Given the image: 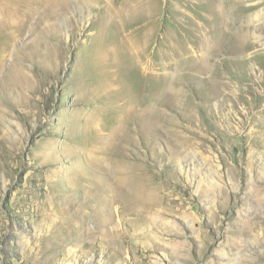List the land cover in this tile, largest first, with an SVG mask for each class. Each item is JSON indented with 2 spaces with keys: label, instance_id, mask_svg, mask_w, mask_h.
<instances>
[{
  "label": "rangeland",
  "instance_id": "rangeland-1",
  "mask_svg": "<svg viewBox=\"0 0 264 264\" xmlns=\"http://www.w3.org/2000/svg\"><path fill=\"white\" fill-rule=\"evenodd\" d=\"M249 222L264 0H0V264H264Z\"/></svg>",
  "mask_w": 264,
  "mask_h": 264
},
{
  "label": "bare ground",
  "instance_id": "bare-ground-1",
  "mask_svg": "<svg viewBox=\"0 0 264 264\" xmlns=\"http://www.w3.org/2000/svg\"><path fill=\"white\" fill-rule=\"evenodd\" d=\"M213 8V7H212ZM225 8V7H224ZM227 8V7H226ZM215 11V10H214ZM213 11V12H214ZM228 11V10H227ZM218 13V12H217ZM231 29V28H230ZM245 29V28H244ZM233 31V30H232ZM243 32H245V31H243ZM241 33V32H240ZM239 33V34H240ZM233 34H235V33H233ZM238 34V33H237ZM236 34V35H237ZM231 35V34H230ZM242 35V34H241ZM230 38L232 37V38H234L232 35L231 36H229ZM236 38V37H235ZM202 39V38H201ZM200 39V40H201ZM204 39V38H203ZM220 40V39H219ZM218 40V41H219ZM225 40H226V38H225ZM241 40V37H240V39H239V41ZM202 41V40H201ZM216 41V40H215ZM235 41V40H234ZM202 42H204V41H202ZM217 42V41H216ZM244 42V41H243ZM212 43V42H211ZM211 43H209V44H211ZM215 43V42H214ZM229 43V42H228ZM233 43V42H232ZM237 43V42H236ZM240 43H241V41H240ZM239 42L237 43V44H240ZM202 45H200L199 47H200V50L202 51V56H203V59L204 60H206V59H208L209 57H208V55H209V49L210 48H208L205 44L203 45V43H201ZM224 44V43H223ZM233 44H235V43H233ZM233 44H231L232 46H233ZM216 45V44H215ZM216 46H218L217 48H219V46H220V44H218V45H216ZM215 46V47H216ZM223 46V45H222ZM221 46V47H222ZM232 46L230 47V45H227L226 44V47L224 46V48H226V50H232L231 48H232ZM236 46H238L239 47V45H236ZM214 47V46H213ZM213 47H211V49L213 48ZM237 47V48H238ZM216 48V49H217ZM228 48V49H227ZM240 49V48H239ZM216 51V50H215ZM214 51V52H215ZM235 51V50H234ZM233 51V52H234ZM211 53L213 52V51H210ZM229 53V52H228ZM148 69H149V66H148ZM102 138V137H101ZM105 140V139H104ZM104 144H106L105 142H104ZM104 147V146H103ZM106 148V147H105ZM103 151H105L104 149H103ZM102 151V152H103ZM111 155V154H110ZM138 185V184H137ZM136 186V185H135ZM134 189V191L132 192V190ZM132 190H131V194H132V200H131V208H129V209H127V210H125V212H127V213H130V211H136V212H138V213H140V214H144L145 212H147L149 209H150V207L152 206V204H153V200H154V197H149L148 196V191H150V189L147 187V186H145V185H138V187L136 186V188H133ZM127 191V190H126ZM155 191L157 192L158 190L157 189H155ZM153 193V192H152ZM251 193H252V196L253 197H257V195H258V193H259V191L258 190H256L255 188H252V190H251ZM122 194V193H121ZM159 194H160V200H155V204L157 205V204H159V205H164V206H167V207H169V208H173L174 206L173 205H175V200H171L170 199V195L168 194V193H163V192H159ZM127 195V194H126ZM128 196V195H127ZM130 196V195H129ZM169 197V198H168ZM127 199V198H126ZM129 199V198H128ZM134 221L135 220H129L128 222L129 223H132L131 225L132 226H135L134 225ZM136 221L138 222V219H136ZM140 221V220H139ZM142 223V222H141ZM137 226H140V222H139V224L137 225ZM136 226V228L135 229H138V227ZM264 227V223L263 222H261V223H258V222H249V224L248 225H246L243 229H242V231H250V232H253V231H255L257 228H259V227ZM134 229V230H135ZM83 231V230H82ZM264 231V230H263ZM87 231H84V233H86ZM102 233H108L107 231H102ZM111 234H113V232H111L110 233V235ZM120 235V234H119ZM118 235V236H119ZM114 237H115V234L113 235ZM118 236H116V238H118Z\"/></svg>",
  "mask_w": 264,
  "mask_h": 264
}]
</instances>
